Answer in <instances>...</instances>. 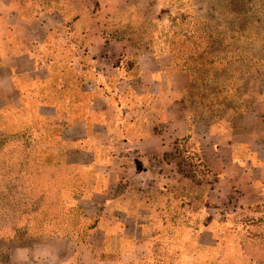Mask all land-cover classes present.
I'll list each match as a JSON object with an SVG mask.
<instances>
[{
  "label": "rangeland",
  "instance_id": "374dc122",
  "mask_svg": "<svg viewBox=\"0 0 264 264\" xmlns=\"http://www.w3.org/2000/svg\"><path fill=\"white\" fill-rule=\"evenodd\" d=\"M78 7L80 38L49 48L66 53L75 44L105 69L98 62L105 50L115 58L121 49L166 55L191 76L189 129L227 125L253 146L259 162H252H264V0H80ZM89 29L95 38L87 41ZM70 59L41 55L37 65L47 71L10 80L0 73V264H264V212H99L103 203L81 201L69 174L90 175L65 165L85 158L72 148L80 135L63 124L81 118L91 91L87 76L76 83L81 91L69 90L78 80ZM181 163L199 180L202 169L188 166L196 154ZM178 176L175 186L200 209L192 200L199 187ZM209 188L202 189L208 197ZM249 225H258L261 240L245 241ZM110 236H120V256Z\"/></svg>",
  "mask_w": 264,
  "mask_h": 264
},
{
  "label": "crops",
  "instance_id": "0c3cea01",
  "mask_svg": "<svg viewBox=\"0 0 264 264\" xmlns=\"http://www.w3.org/2000/svg\"><path fill=\"white\" fill-rule=\"evenodd\" d=\"M79 2L0 0V73L9 74L10 80L11 74L29 76L41 72L37 67L41 48L52 43L60 47L64 39L74 42L80 38ZM84 36V40H93L95 31L89 29ZM72 45L66 53L56 47V57L70 56L68 66L74 75L87 72V78L98 83L93 92L87 93L89 98L81 118L63 126L64 132L81 137L78 146L73 141L72 148L85 159H67L65 165L87 170L90 175L82 201L103 203L99 212H160L166 194L159 196L153 192L154 186H173L179 179L175 164L163 156L173 151L177 139L191 134L203 162L212 173L221 172L207 185L211 195H204V212H250L249 206L264 205V162H252L259 157L250 142H240L237 131L224 124L202 131L189 129V72L178 69L162 53L124 49L116 58H133L132 70L121 65L96 72L93 52L85 53ZM82 60L87 66L79 65ZM63 86L58 88L63 90ZM69 90L81 91L76 82ZM75 99L71 97V102L75 103ZM154 162L158 166L152 170ZM209 205L213 206L209 209ZM119 237L115 240L118 247Z\"/></svg>",
  "mask_w": 264,
  "mask_h": 264
},
{
  "label": "trees",
  "instance_id": "16d2710c",
  "mask_svg": "<svg viewBox=\"0 0 264 264\" xmlns=\"http://www.w3.org/2000/svg\"><path fill=\"white\" fill-rule=\"evenodd\" d=\"M53 51H56V50H52V48L45 47V48H41V51H39V54L43 55V53L46 52L48 54V56H46V57L49 60V59L53 58V56L56 57V55H55L56 52H53ZM147 51L156 52V51H152V50H147ZM49 52H50V55H49ZM134 64H135V61L133 58L125 59V58H121V56H120V57L115 59L112 67L117 68V67H120L121 65H123L127 71H130L133 69L132 66ZM79 65L87 66V62H85V60L84 61L82 60V61H80ZM93 66H94V71H96V72L106 71V69L99 66L97 62L94 63ZM91 67H92V65H91ZM38 68H39V66H38ZM41 69H44V68H41ZM86 73L87 72L80 73L79 77L77 76V74H75L76 78L78 79L75 82L79 83V81L82 80V78L87 75ZM59 85H64L63 87H65V81L61 77H59L58 85L56 87L57 90H60L58 88ZM97 86H98V83L95 81V79H88V80H86V82H84V89L90 90L91 92H93L97 88ZM62 89H64V88H62ZM65 124L66 123H64L63 126H65ZM173 147L174 148H173L172 152L164 154L163 157H164L165 161H167L168 163H174L175 167H176V172L178 174L182 175L185 179H187L189 184H193L194 186L199 187V189H200V185H203L202 188L204 190L205 186L209 185L211 182L209 175H212L213 173L207 167V165L203 162V159H202L200 151H199V147L194 142V140L192 139V135L188 134L187 136H185L181 139H177L174 142ZM180 154L183 155L182 156L183 158L180 157ZM195 154L197 155V164L193 165V163H192V164H189L188 166H189L190 170H193L198 166L200 167V169H202V171L200 172L199 180L193 178V176L189 173L191 171L186 172L183 169L182 163H181L182 159L188 160V162L191 161L192 157H194ZM65 167L66 166H64L63 168H65ZM70 169H74V168H70ZM69 175H70L71 179L76 178L75 182L77 181V183H74V184L77 185L78 188L81 189L80 190L81 193L79 195V198H80L81 196H83V193L85 191V188H86L85 185L87 183H89V180H91V179L89 177V179L85 178V180H84L81 177L82 174L79 173L78 171H73ZM161 188H162V190L164 189L163 193L166 194V196H165L166 201L162 202V206L160 207V212H204V204H205L204 195L205 194H204L202 189L199 190V195L197 196L198 197L197 199H196V197L192 198V200H197L199 202L198 204L200 205V209H198L197 207L193 206V204L191 203V199L188 198V195L186 194V192L188 193V190H184L182 187H178L175 185H173V186H162ZM165 191H166V193H165ZM263 209H264V205H262V206L257 205V206H249L248 207V210L249 211L251 210L250 212H264ZM142 219L145 220V218H141L140 220H142ZM250 224H252V221L250 222ZM250 226H253V228H247ZM257 226L258 225H256V226L249 225L246 227L247 229H250L253 232H250L247 229H245V231L243 230L242 234L245 236V239H246L245 241H247V242L248 241H254V239L255 240H258V239L261 240V237H257L256 235H254V233H260L257 231V229H258ZM138 227L140 229H142V232H143L145 228H148V225L142 223L141 225H138ZM262 230H263V236H264V229H262ZM251 233H253V234H251ZM248 235L255 236V238H252V237L248 238ZM259 235H261V234H259ZM110 237H111V241H112V244H110V246H112L113 253H115V255L120 256V247L115 246V240H116L115 236L114 237L110 236ZM263 242H264V240H263Z\"/></svg>",
  "mask_w": 264,
  "mask_h": 264
},
{
  "label": "built area",
  "instance_id": "2783aa9c",
  "mask_svg": "<svg viewBox=\"0 0 264 264\" xmlns=\"http://www.w3.org/2000/svg\"><path fill=\"white\" fill-rule=\"evenodd\" d=\"M115 57L113 56L110 50H105L102 54L98 56V62L105 66H112L114 63ZM155 164V165H154ZM158 166L157 162H154L151 166L152 170H155Z\"/></svg>",
  "mask_w": 264,
  "mask_h": 264
}]
</instances>
